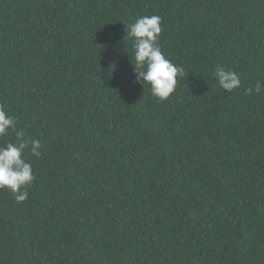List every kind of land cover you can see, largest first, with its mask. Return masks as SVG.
Segmentation results:
<instances>
[{
  "label": "trees",
  "instance_id": "16d2710c",
  "mask_svg": "<svg viewBox=\"0 0 264 264\" xmlns=\"http://www.w3.org/2000/svg\"><path fill=\"white\" fill-rule=\"evenodd\" d=\"M145 15L185 69L166 100L135 82ZM257 81L264 0H0V104L42 143L28 198L0 189V264H264Z\"/></svg>",
  "mask_w": 264,
  "mask_h": 264
},
{
  "label": "clouds",
  "instance_id": "9594fccd",
  "mask_svg": "<svg viewBox=\"0 0 264 264\" xmlns=\"http://www.w3.org/2000/svg\"><path fill=\"white\" fill-rule=\"evenodd\" d=\"M128 37L133 38L135 82L150 85L153 96L166 100L176 90L178 77L185 76L183 65L175 64L167 58L159 44L162 32V18L159 15L141 16L132 24H126ZM125 39V38H124ZM220 87L228 92L241 86L239 74L231 69L218 67L213 73ZM259 95L264 91V84L257 81L255 88L245 89L247 95L253 92ZM15 133V141L0 145V189L8 188L15 195L17 202L28 198V187L34 182L32 164L24 158L28 149L33 156H40L42 143L39 139L26 136L24 129H17V119L0 104V136Z\"/></svg>",
  "mask_w": 264,
  "mask_h": 264
}]
</instances>
